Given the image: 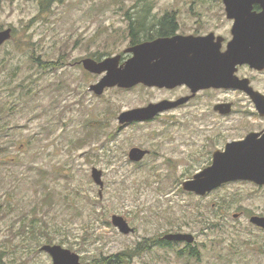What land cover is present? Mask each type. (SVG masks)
Masks as SVG:
<instances>
[{
  "label": "rangeland",
  "instance_id": "374dc122",
  "mask_svg": "<svg viewBox=\"0 0 264 264\" xmlns=\"http://www.w3.org/2000/svg\"><path fill=\"white\" fill-rule=\"evenodd\" d=\"M127 12L151 24L166 13L178 24L234 23L223 0H0V31L13 29L0 47V257L53 264L41 247L60 244L82 263L123 253V264H264V230L250 221L264 215V186L237 182L206 196L183 188L216 144L262 121L212 120L216 97L204 92L196 107L120 124L122 112L168 93L90 91L103 75L81 62L123 53ZM134 147L148 153L133 161ZM94 167L103 171L102 195ZM114 214L135 231L121 233ZM169 233L195 241L162 239Z\"/></svg>",
  "mask_w": 264,
  "mask_h": 264
},
{
  "label": "water",
  "instance_id": "95a60500",
  "mask_svg": "<svg viewBox=\"0 0 264 264\" xmlns=\"http://www.w3.org/2000/svg\"><path fill=\"white\" fill-rule=\"evenodd\" d=\"M227 18L234 21L235 39L224 53L228 65L250 63L254 66L264 64V0H223ZM255 5H260L261 11L254 10ZM246 24H252L246 26ZM244 31V34L241 32ZM13 36V29L6 28L0 31V47ZM207 37L158 39L144 43L130 49L134 53L132 57L122 64L120 55L107 57L97 61L91 57L82 60L83 67L95 74L103 75L101 80L90 86V91L102 95L107 88L120 87L132 88L139 84L147 87H174L184 82L191 85L205 87L213 85L216 80L211 72L194 74L185 69L186 64L198 63L194 58L199 53L210 52L206 48ZM179 101L151 103L146 107L134 108L124 111L118 117L120 124L134 121L150 120L162 111L178 105ZM253 139L249 137L248 140ZM148 150L134 147L129 152V158L133 161L142 159ZM264 164L260 158L250 156L247 160L241 152L234 156V161L227 170H218L217 164L210 166L203 172L196 173L193 178L183 182V188L199 195L216 189L222 183L237 179H250L258 183H264V172L259 166ZM92 178L100 186L102 195L104 188L103 171L94 167ZM250 221L264 228V216L254 215ZM112 223L123 234H131L135 231L127 219L118 214L112 216ZM169 241H185L193 244L195 237L191 233H169L164 236ZM42 251L48 253L53 264H93L81 262L80 255L60 244H44Z\"/></svg>",
  "mask_w": 264,
  "mask_h": 264
},
{
  "label": "flooded vegetation",
  "instance_id": "af4514ba",
  "mask_svg": "<svg viewBox=\"0 0 264 264\" xmlns=\"http://www.w3.org/2000/svg\"><path fill=\"white\" fill-rule=\"evenodd\" d=\"M254 10L261 11L260 5H255ZM203 25L128 24V33L126 34L128 46L123 49V53L118 54L120 55L121 64L134 55L130 51L131 48L144 43L175 37H207L206 48L210 47L211 51L197 54L194 58L199 60L198 63L186 64L185 69L194 74L211 71L216 77L213 85L199 88L191 85L189 82H184L174 87L162 88L147 87L143 84L137 85L147 88H157L168 93L167 96H163L161 99L150 100L145 104L136 106L138 108L163 101L172 103L180 100V103L162 111L150 120L134 121L131 123H151L164 115H172L177 110L187 109L192 106L196 107L198 97L204 92H210L216 97L212 104L207 107L208 110L206 111L207 113L210 111L214 115L211 118L212 120L217 119L216 117L226 119L233 115L245 114V116L257 118L263 123L260 127L246 128L238 137L226 138L224 142L216 144L209 153L202 157L200 162L191 166L189 172H203L215 164H217L216 168L218 170H227L234 161L236 152H241L246 156L247 160L252 156L260 158V161L264 162V64L259 67L247 62L228 65L224 58V53L228 51L229 45L235 39V24H205L208 25L207 27H203ZM251 25L246 24V26ZM241 33L244 34V31ZM96 59L101 60L102 58ZM249 137H253V139L248 140ZM205 144L206 142L202 143V145ZM259 167L264 172V164ZM237 182H250L257 185V187L264 186V183H258L250 179H237L222 183L219 187L205 195H197L206 196ZM262 229L264 230V228ZM162 239H164V236Z\"/></svg>",
  "mask_w": 264,
  "mask_h": 264
},
{
  "label": "trees",
  "instance_id": "16d2710c",
  "mask_svg": "<svg viewBox=\"0 0 264 264\" xmlns=\"http://www.w3.org/2000/svg\"><path fill=\"white\" fill-rule=\"evenodd\" d=\"M143 12H146V10H142ZM148 11V10H147ZM127 14V20L129 21V24H151L150 22L147 23V18L144 14L140 15V17H135L132 13ZM152 24H178L175 18L174 13H166L161 19L158 20V22H154ZM3 108H0V113L2 112ZM5 147H0V149H4ZM154 241V240H152ZM164 242V241H162ZM166 242V241H165ZM170 244V242H167ZM143 245V242L141 243V246ZM140 250V248H138ZM194 249L191 252V255H194ZM125 256V254L121 253L118 255H113L110 257H105L103 260H105L104 264H120L122 263V258ZM0 264H4L3 259L0 257ZM123 264V263H122Z\"/></svg>",
  "mask_w": 264,
  "mask_h": 264
}]
</instances>
